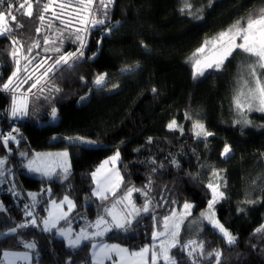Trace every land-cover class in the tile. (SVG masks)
I'll use <instances>...</instances> for the list:
<instances>
[{
	"label": "trees",
	"instance_id": "obj_1",
	"mask_svg": "<svg viewBox=\"0 0 264 264\" xmlns=\"http://www.w3.org/2000/svg\"><path fill=\"white\" fill-rule=\"evenodd\" d=\"M68 1L75 3L30 0L31 17L27 7L15 10L25 0L0 2V12L7 17L11 4L16 17H7L12 31L0 35V137L13 123L20 130L16 141L0 138V264L5 251L25 249L38 264H82L90 261L92 243L106 239L138 249L151 243L163 218L185 203L194 205V214L205 211L212 199L209 183L224 193L213 208L236 242L228 244L206 225L194 239L204 244L198 264H217L206 255L214 250L221 253L219 264H264V230L257 231L264 228V112L240 109L234 100L242 81L252 82L248 65L255 61L237 50L222 68L196 78L191 61L205 41L264 9V0H188L192 7L184 12L185 0H114L107 16L100 0H94L92 16L104 23L80 32L86 43L82 57L57 65L61 55L80 48L76 32L89 15L78 12L79 2L72 6ZM35 43L39 47L29 51ZM18 68L15 91L3 90ZM103 73L105 84L98 86L94 81ZM256 75L264 84V69L257 67ZM19 95L27 97L22 118L11 116L13 96ZM173 120L178 127L169 129ZM196 121L212 135L197 136ZM74 137L91 139L94 145L74 142ZM226 144L231 155L222 156ZM63 149L69 151V170L34 175L29 163L38 152ZM117 151L123 183L107 199L97 198L93 173ZM130 187L147 192L152 210L134 219L128 234L93 235L97 218ZM65 196L76 203L69 219L52 231L30 223L34 217L45 219L49 202ZM13 227L17 230L10 233ZM77 237L80 244L70 247L69 240ZM28 243L35 246L28 248ZM171 255L178 264H192L180 246Z\"/></svg>",
	"mask_w": 264,
	"mask_h": 264
},
{
	"label": "snow or ice",
	"instance_id": "obj_2",
	"mask_svg": "<svg viewBox=\"0 0 264 264\" xmlns=\"http://www.w3.org/2000/svg\"><path fill=\"white\" fill-rule=\"evenodd\" d=\"M0 2H6V0H0ZM94 0H79V11L88 12L89 15L85 16L83 19H81L79 22L85 27L81 29H77L76 32V40L80 42V48L77 49V52L69 53L67 56L61 55L59 59L55 61V63L61 64H67L69 59H74L78 57L83 56V48L86 47L85 38L84 36L80 35V32H87L88 31V25H92L93 27L99 24H103L104 20L102 19H96L94 16H92V9L91 6L93 4ZM102 7L105 9L104 15L107 16V8L114 2V0H107L105 3V0H100ZM60 9H64L66 6L65 4L61 3L58 5ZM27 7L29 11L26 12V15L31 17L33 15L32 9V3L30 0H25V3H22L19 5V9L15 10H21ZM192 5L188 3V0H185V7L181 9V12H184L186 9H190ZM13 5L9 4V10L7 12V17H10L12 21L16 20V17L11 15L13 11ZM49 10V4H45L43 11L47 12ZM53 15L56 16V13L53 12ZM6 17V14L3 12H0V35H6L12 31V29L8 26V19ZM57 19H59V16H56ZM40 20H44V16H40ZM63 22V21H62ZM20 25H17L19 27ZM40 29L37 28V32H39ZM239 41V42H238ZM13 44H17L18 41L13 40ZM45 44H48L49 41L47 39L44 40ZM32 47H39L38 43L33 44L29 51H31ZM49 49H45V51H48ZM241 51L245 54H247L250 57L255 58V64L248 65V74L252 78V82L250 83L248 80L242 81V88L238 91L236 97L234 98L235 103L238 108L244 109L245 105L247 106L248 111L257 110L260 112H264V84L261 83L260 78L256 75V68H262L264 69V9H260L259 12L253 16L249 15L246 18H242L241 20L236 21L235 24L231 25L228 29L220 32L218 36L212 40V41H205L204 44L196 50V52L193 54L194 57H200L195 59L194 62V73L193 76L196 78L197 76L204 75L205 70L215 68L219 70L224 62L233 55L235 51ZM54 51H59V49H54ZM13 57L17 55V52L14 50L12 52ZM30 62V61H29ZM17 65H19V61H16ZM26 68V66H25ZM127 70V69H126ZM19 71V68L17 69V72H13L12 76L9 77V80L2 85V89L5 91L12 90L15 91L14 88H12L13 84V77L17 76V73ZM48 71H51V68L48 69ZM44 75H47V71L44 73ZM107 74H99L97 75L94 83L98 86H102L105 84ZM32 77L29 76L28 79H31ZM39 80H37L35 83L31 85V87L28 89L29 92H31L32 88H36L37 84H39ZM24 83H27V80L24 81ZM116 87V86H114ZM246 89V91H245ZM43 91V89H41ZM155 91V89H153ZM242 98L244 100V103H242ZM83 99V98H82ZM11 113L13 117L19 116H26L27 115V97L18 98L16 96H13L12 100V107H11ZM52 116H56V109L52 110ZM245 123H250V121H244ZM178 127L176 124V121L173 120L168 124L169 129H173ZM193 129L197 130L196 135L197 136H210L212 133H209L205 131L204 125L198 121L193 123ZM14 131H19L18 129H14ZM15 139L11 134L9 136L4 137V143H7L9 140ZM72 139V138H70ZM77 140H81V142L90 144L94 143L91 141H83L82 138H75ZM39 155V154H38ZM58 156L62 158H66L68 153L62 152L58 153ZM222 156H229L231 155V146L225 145L223 152L221 153ZM119 158V152H117L113 157L110 158L111 161H115ZM105 163H108V161H105ZM31 166V164H30ZM36 171H40V168H36ZM65 171H67V168L65 167ZM99 171V169L97 170ZM51 174V170H49L48 173ZM214 175H219V173H214ZM96 176V173H93V177ZM119 185H117L118 187ZM208 188L212 189V199L208 201V209L206 212H202L201 216L206 218L210 224H212L213 227L218 229V231L221 233L222 237L226 239L228 244H233L236 242V237L233 236L227 229L224 228L223 225L219 224L217 220L214 219V213L212 212L214 204L224 197V193L222 191H219V186H213V184L209 183L207 185ZM140 192V189L135 188H128L127 192L123 197H121L120 200L117 201V203L123 204L125 200H128L129 204H131V196L133 192ZM144 196L147 198V192L143 193ZM96 195L100 196L102 199H107V196L103 195L101 191H97ZM67 203L68 210L71 211L74 207V204L71 200L68 199L67 196L64 197V200L61 201V204ZM251 203V201H249ZM149 205L150 201L147 199L145 200V204L141 208H136L135 205H132L131 211L125 213L124 215H120L114 211L116 205L113 204L112 208L105 209V211L108 213L109 216L112 217V221L114 222V227L124 229L126 225L131 223V219L134 218V215H138L140 212H147L149 211ZM56 207H59L57 205ZM127 207V206H125ZM193 206L191 204L185 203L184 209L186 210V213L188 210H190ZM26 215H31V213H26ZM67 215V213H60L59 215H52L50 214V219L44 220L43 224L45 226L44 230L48 231L49 225L55 226V223L58 219H62ZM175 219V213H173L172 217H164L163 218V231H153L152 233V239L153 244L152 245H145L143 248H141L139 251H132L130 252L128 249L121 248L119 245H103L100 247L99 253H94V256L96 257L97 264H104L105 259H112L111 253H116L119 256V262L118 264H160L161 261H163V264H178V261L174 256H172L171 249L176 248L180 246L182 251H186L187 256L192 261V264H198L196 257L198 255H204V244L202 241H195V240H189L187 242H184L181 245L180 240L178 239L179 236V227L180 225L178 223H171L170 221ZM30 223L32 225L36 224V220H31ZM108 221L105 220L103 216H100L97 218L95 222V226L97 228H100L102 225H106ZM27 225H18L17 227H26ZM17 227H13L9 229L10 233H15L17 230ZM108 228H104V231H108ZM264 230L258 229L257 231ZM63 234V233H61ZM103 232H96L93 233V235H102ZM167 236L170 239H160V237ZM85 239L88 237L85 236ZM159 239V245L155 243ZM81 242V238L77 237L76 240H69V246L75 247L79 245ZM28 248H32L35 245L33 243H28L26 245ZM96 245H93V248H95ZM3 255L5 257L9 256L10 253L4 252ZM209 257H215L217 264H219L221 253L217 250H214L213 252H208L206 254ZM116 264V262H114Z\"/></svg>",
	"mask_w": 264,
	"mask_h": 264
},
{
	"label": "rangeland",
	"instance_id": "obj_3",
	"mask_svg": "<svg viewBox=\"0 0 264 264\" xmlns=\"http://www.w3.org/2000/svg\"><path fill=\"white\" fill-rule=\"evenodd\" d=\"M75 1H68L67 4L70 5H74L76 6V2H79V0H73ZM86 13V12H83ZM84 14H82L83 16ZM85 17V16H84ZM82 17V18H84ZM218 35L208 39L207 41H212L214 40ZM239 42V41H238ZM200 58V57H194L193 55L191 56V61L192 64L194 65L195 59ZM250 59L252 61H255L254 57H250ZM43 64L40 66L42 67ZM222 68V67H221ZM29 69V68H28ZM194 69V67H193ZM38 70V69H34V72ZM211 70H217L215 68L212 69H207L205 70L204 74L211 71ZM32 71V68L29 69V73ZM17 72V71H16ZM19 73V72H18ZM18 73L16 77H13V82H16L20 79H17L18 77ZM261 80V79H260ZM263 84V82H262ZM16 89H19V85L16 87ZM246 91V89H245ZM20 96V95H19ZM21 98L25 97V95L20 96ZM242 103H244V100L242 98ZM56 109V116L53 117L51 115V121L56 122L58 119V109L57 107L54 108ZM247 110V106L245 105V108ZM12 116V113H11ZM13 117V116H12ZM16 117L22 118L24 116H19L17 115ZM77 137L73 138L74 142L80 143V144H84V145H88V146H93L94 143H90V144H86L81 142V140H77L75 139ZM82 138L83 141H92L91 139L85 138V137H79ZM62 152H67L68 155L66 158H62L60 156H58V153H62ZM119 152V151H117ZM117 152H115L113 155L107 157L106 159H104L96 168V170L94 171V173H96V176L94 177V190H93V194L95 197L97 198H101L100 196L96 195L97 191H101L103 193V195L105 196H109L114 194L116 191H118L123 183V178L120 172V168H119V163L121 161V154L119 152V158L117 160H115L114 162L110 160L111 157H113ZM39 154V155H38ZM38 154L35 156V158H33V160L29 163V167L30 169L33 171L34 175H52L54 173H56L57 171H64L65 172V167L67 168V170H69V168L71 167V161H70V156H69V151L67 149H63V150H56V151H46V152H38ZM105 161H108V163H105ZM3 160H0V166L2 165ZM31 164V166H30ZM36 168H40V171H36ZM99 169V171H97ZM49 170H51V174H46L49 172ZM117 185H119L117 187ZM215 187V186H214ZM220 191V190H219ZM138 193V194H135ZM145 192H133L132 196H131V204H129L128 200H125L123 202V204L117 203L118 200H120L121 198H119L116 202L111 203L110 205H108L106 207V209L112 208L113 204L116 205L114 211L118 214H120L121 216L124 215L127 212L131 211L132 205H135L136 208H141L144 204H145V200L147 199L148 201H150V205H149V211L147 212H140L138 215H134V218L131 219V223L126 225V227L124 229H120V228H116L114 227V222L112 221V217L108 215V213L105 211L103 217L105 218L106 221H108V223L106 225H102L100 228H97L95 226L96 232H103L102 235H98V236H106V235H110L113 233H124V234H128L130 232V228L132 225V222L134 219L139 218L140 216H142L143 214H146L148 212H150L153 208V204L151 202L150 199L146 198L144 196ZM69 200H71L74 204V207L72 208L71 211L68 210V205L67 203L61 204V201L64 200V198L62 199H52L49 202V207H48V215L45 219H43L41 222L38 221L37 218H32V220H36V226H38L39 228H45L43 221L50 219V214L52 215H59L60 213H67V215L62 218V219H58L55 223V226H51L49 225V229L48 231H52L54 229H56L62 222L66 221L67 219H69V217L71 216L72 212L74 211V209L76 208V203L74 202V200L67 196ZM191 204L193 207L194 205L192 203H188ZM57 205H59V207H56ZM127 206V207H125ZM193 207L187 211L184 209V206L182 207L181 210H175L173 213H175V219L170 221L171 223H178L180 225L179 227V236L178 239L180 240V242L184 241L187 242L189 240H194L196 238V234H198L200 231H202L206 225H211L209 223V221L201 216L200 214H194L193 212ZM208 209V208H207ZM207 209L203 212H206ZM212 212L214 213V219L217 220L219 222V224L223 225L216 217L215 215V210L214 208L212 209ZM173 213H171L168 217H172ZM224 226V225H223ZM104 228H108V231H104ZM215 228V227H214ZM225 228V227H224ZM226 229V228H225ZM163 220L161 221V226L159 229H157L156 231H163ZM218 230V229H217ZM160 239H165L168 240L170 239L167 236L164 237H160ZM157 244V246L159 245V239L155 242ZM153 241L151 243H148L146 245H152ZM93 245H96L95 248H93ZM103 245H119L121 248H125L128 249L130 252L132 251H139L141 248H143L144 246L138 248V249H131L129 248L126 244L121 243L120 241L117 240H100V241H94L92 243V245L90 246V261L86 262V263H82V264H97V260L96 257L94 256V253H99L100 252V247ZM172 250V249H171ZM14 251V250H13ZM31 251V250H30ZM29 252V249H25L21 252L22 255L27 256ZM32 252V251H31ZM171 254V253H170ZM34 255V254H33ZM35 257V256H34ZM111 257L112 259H105L104 264H114V262H116V264H118L119 262V256L116 253H111ZM4 261L2 260V263ZM5 264H12L11 261H7ZM160 264H163V261L160 262Z\"/></svg>",
	"mask_w": 264,
	"mask_h": 264
},
{
	"label": "crops",
	"instance_id": "obj_4",
	"mask_svg": "<svg viewBox=\"0 0 264 264\" xmlns=\"http://www.w3.org/2000/svg\"><path fill=\"white\" fill-rule=\"evenodd\" d=\"M23 250L20 251H13V250H7L5 252L10 253L9 256L5 257L3 255V263L1 264H5L7 261H11L12 264H38L34 261V255L33 253L29 250L27 256L22 255L21 252Z\"/></svg>",
	"mask_w": 264,
	"mask_h": 264
},
{
	"label": "built area",
	"instance_id": "obj_5",
	"mask_svg": "<svg viewBox=\"0 0 264 264\" xmlns=\"http://www.w3.org/2000/svg\"><path fill=\"white\" fill-rule=\"evenodd\" d=\"M14 129H18L19 127L16 123H13L5 132V137L9 136V134H11L13 137H15V139H12L10 141H16L19 138L20 135V130L19 131H14ZM1 139H3L4 137H0Z\"/></svg>",
	"mask_w": 264,
	"mask_h": 264
}]
</instances>
